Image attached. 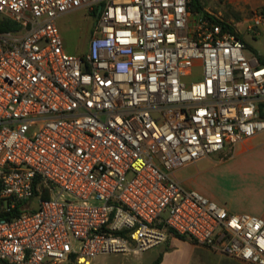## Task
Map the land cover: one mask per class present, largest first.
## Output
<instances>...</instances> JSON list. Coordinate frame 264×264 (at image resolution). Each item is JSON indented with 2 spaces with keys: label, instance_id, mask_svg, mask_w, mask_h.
Segmentation results:
<instances>
[{
  "label": "built area",
  "instance_id": "obj_1",
  "mask_svg": "<svg viewBox=\"0 0 264 264\" xmlns=\"http://www.w3.org/2000/svg\"><path fill=\"white\" fill-rule=\"evenodd\" d=\"M188 2L0 0V22L16 28L0 33V264L138 256L171 232L264 264V217L175 175L264 132V66ZM80 9L96 22L76 56L57 19ZM263 26L260 0L247 29Z\"/></svg>",
  "mask_w": 264,
  "mask_h": 264
},
{
  "label": "rangeland",
  "instance_id": "obj_2",
  "mask_svg": "<svg viewBox=\"0 0 264 264\" xmlns=\"http://www.w3.org/2000/svg\"><path fill=\"white\" fill-rule=\"evenodd\" d=\"M200 2L205 12H209L229 25L232 30L237 31L246 44L244 50L246 58H264V28L256 32H249L247 29L260 0H200ZM95 22L96 17L82 9L62 16L57 22V27L64 51L76 56L84 54ZM200 75V68L196 67L186 81L196 82L200 79ZM231 157L233 156L224 153L214 154L195 164L185 166L176 177L185 188L197 190L208 199L214 197L223 201L231 198L232 202L237 201L239 195L236 190L249 189L254 181L239 167V160ZM215 203L221 205L219 202ZM171 240L172 238L169 237L164 244L138 256L103 255L97 257L92 264H151L164 252L168 253L165 264H178L179 260L181 262L188 253L184 248L178 249L177 246L169 248ZM193 250L195 252L191 264H195L196 260L204 261L206 264H217L216 261L220 258L206 248L195 247ZM208 253L211 254L206 256Z\"/></svg>",
  "mask_w": 264,
  "mask_h": 264
},
{
  "label": "crops",
  "instance_id": "obj_3",
  "mask_svg": "<svg viewBox=\"0 0 264 264\" xmlns=\"http://www.w3.org/2000/svg\"><path fill=\"white\" fill-rule=\"evenodd\" d=\"M60 18L57 19V22ZM261 28H264V26ZM231 156H233L231 158L239 160V167L243 169V171H245L254 182L252 183L251 188H249L250 190H236L238 192L237 194L239 195L237 201L232 202L233 200L231 198L220 201L216 200L214 197H211V199L209 200L213 202H219V204L225 206L227 210L231 213H243L264 217V132L258 133L252 138L245 139L239 142L236 145L235 151ZM181 169L178 170L176 174L180 173ZM177 180L179 181V179ZM169 237L172 238V240L170 241L169 248H176L177 246L178 249L184 248L186 250L185 252L188 253V255L183 258L181 262L179 260L178 264H191L192 258L194 257L193 253L195 252L193 249L198 246H196L193 242L188 239L183 241L172 237L171 235ZM212 253L215 256L220 257L216 261L217 264H241L239 261L232 260L229 258L226 259L217 253ZM209 254L211 253L206 254V256ZM160 255H162V259L159 264H165V260L167 258L168 253L164 252ZM195 264L206 263L204 261L196 260Z\"/></svg>",
  "mask_w": 264,
  "mask_h": 264
},
{
  "label": "trees",
  "instance_id": "obj_4",
  "mask_svg": "<svg viewBox=\"0 0 264 264\" xmlns=\"http://www.w3.org/2000/svg\"><path fill=\"white\" fill-rule=\"evenodd\" d=\"M188 7H189V10L191 12H193V13H197V14L203 13L204 15L208 16V14H206L204 12L203 6H202L200 0H189ZM212 18L215 21L220 22L217 19H215L214 17H212ZM220 23L223 24L226 28H228L231 32H233L232 29L225 22L222 21ZM14 29H16L15 26L12 25V24H10V23H8L6 21H1L0 22V33L1 32H4V31L14 30ZM258 61H259L260 65L264 66V58L259 57L258 58ZM259 115H260V117L264 118V104L260 105V114ZM170 235L172 237H175V238L180 239V240H183V241L187 240L186 237H184V236H178V235H176V234H174L172 232L170 233ZM161 259H162V255H159L157 257V259L152 264H159L161 262ZM1 263L2 264H6L3 261Z\"/></svg>",
  "mask_w": 264,
  "mask_h": 264
}]
</instances>
